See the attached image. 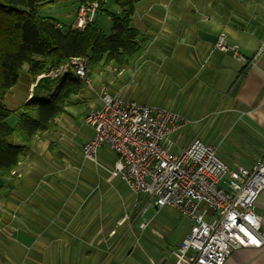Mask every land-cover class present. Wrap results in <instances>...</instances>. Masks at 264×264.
Wrapping results in <instances>:
<instances>
[{
    "label": "crops",
    "instance_id": "0c3cea01",
    "mask_svg": "<svg viewBox=\"0 0 264 264\" xmlns=\"http://www.w3.org/2000/svg\"><path fill=\"white\" fill-rule=\"evenodd\" d=\"M132 26L147 40L143 54L127 68L110 63L89 76L56 126L36 136L13 175L0 182V264H189L178 249L192 221L175 244L151 240L145 253L137 252L136 223L149 212L150 197L112 175L118 156L109 145L100 146L97 163L83 156V144L95 135L86 116L102 106L104 85L127 100L182 114L190 120L185 127L210 120V138L195 139L216 149L227 142L218 156L230 168L250 167L264 155V0H139ZM222 34L243 60L215 47ZM20 79L6 95L11 109L32 96L29 75L24 87ZM256 212L264 229V191ZM148 219L155 233L167 225ZM225 264H264V245L234 250Z\"/></svg>",
    "mask_w": 264,
    "mask_h": 264
},
{
    "label": "built area",
    "instance_id": "2783aa9c",
    "mask_svg": "<svg viewBox=\"0 0 264 264\" xmlns=\"http://www.w3.org/2000/svg\"><path fill=\"white\" fill-rule=\"evenodd\" d=\"M98 8L97 1L81 3L72 27L84 29L93 23ZM215 47L232 51L238 60L245 58L237 46L227 44L223 34ZM260 51H264V41ZM71 65L62 66L59 73L69 66L76 76L90 82L84 59L75 58ZM100 99L102 106L86 116L95 135L83 145L85 158L97 163L98 149L109 145L118 156L112 175L131 192L147 194L157 210L172 207L192 221L178 249L189 264H225L234 250L264 245L262 218L256 212L257 199L264 191V155L250 167L230 168L216 147L199 139L176 153L172 137L190 123L185 116L127 100L111 93L108 86L101 88ZM147 208L140 207L139 214L145 215ZM129 218L126 214L120 223ZM150 222L143 217L140 227L145 229Z\"/></svg>",
    "mask_w": 264,
    "mask_h": 264
},
{
    "label": "trees",
    "instance_id": "16d2710c",
    "mask_svg": "<svg viewBox=\"0 0 264 264\" xmlns=\"http://www.w3.org/2000/svg\"><path fill=\"white\" fill-rule=\"evenodd\" d=\"M79 1L99 3L98 12L112 20L110 34L94 23L76 29L43 15V7L52 0H0V182L13 175L33 139L56 126L71 95L84 85L71 71L56 78L50 73L75 58L86 61L88 77L110 63L127 68L147 48V40L132 26L139 0H114L120 13L106 9L107 0ZM25 67L34 84L33 97L21 109H11L6 95ZM12 116L17 118L14 125L9 122Z\"/></svg>",
    "mask_w": 264,
    "mask_h": 264
},
{
    "label": "rangeland",
    "instance_id": "374dc122",
    "mask_svg": "<svg viewBox=\"0 0 264 264\" xmlns=\"http://www.w3.org/2000/svg\"><path fill=\"white\" fill-rule=\"evenodd\" d=\"M53 2L45 5L42 9V14L45 16H51L54 19L58 20L63 26L68 27L72 24V22L76 21V17L74 18V14L78 10L80 6V1L79 0H52ZM117 5L115 4L114 0H108L106 3L105 8L117 13ZM94 25L102 30L106 34H110L112 31V20L108 15L103 14L102 12H97L96 13V18H95V23ZM71 65V64H69ZM72 66V65H71ZM69 71L72 72L71 67H66ZM66 71V72H67ZM60 71H54V73H50L49 77L56 78L62 76L64 71L59 73ZM59 73L58 75H56ZM26 74H27V67H25L21 73V79H20V84L19 87H24V84L26 83ZM86 83V81H85ZM107 86V85H104ZM34 87V85H33ZM33 87L31 88L32 91V96L30 97L29 101L32 100L33 97ZM109 87V86H108ZM57 91L55 90L54 93ZM9 93V92H8ZM28 101V102H29ZM27 103V102H26ZM21 109V108H18ZM16 117L13 116L9 118V122L11 124H15L16 122ZM87 122V121H86ZM210 127V120L208 121V124L201 125V122H193L192 124L188 125L183 129V136L181 135L179 140L177 141L176 136L173 138V141L175 142V147L173 149L174 152L178 153L183 150V148H187L189 144L191 143L192 140L195 138H201L205 141H207L210 138V135L212 134ZM208 129V131H207ZM205 130V131H204ZM227 142L223 144L217 143V153L220 155L221 151L224 150L225 147L229 149V145ZM231 150V149H230ZM83 156L85 158V155L83 153ZM86 159V158H85ZM88 160V159H86ZM90 161V160H88ZM93 162V161H92ZM90 163V162H89ZM92 164V163H91ZM84 165V164H83ZM82 165V166H83ZM93 165V164H92ZM14 173V172H13ZM113 173V171H112ZM134 193V192H133ZM135 194V193H134ZM151 206L149 207V212L146 214V217L150 216H155L158 217V219H161L162 221H165L167 225L160 229H158V233L156 232V228L150 224L149 228H145L142 230V228L139 227L140 221L136 223V228L138 229V241L137 239L135 240L136 242V248L137 252H143L145 253L150 245H151V240L152 242H161L163 246H168L170 244H175L181 237V234L184 230V227L182 225L184 224H189L188 218L183 216L181 213L178 212L177 209L172 208V207H164L160 210H157L153 204H150ZM187 220H186V219ZM170 221L172 224H170ZM188 221V222H187ZM179 225V226H175ZM137 238V236L135 237ZM172 250L176 248L175 246L171 247ZM177 251V250H175Z\"/></svg>",
    "mask_w": 264,
    "mask_h": 264
},
{
    "label": "snow or ice",
    "instance_id": "6c2138e0",
    "mask_svg": "<svg viewBox=\"0 0 264 264\" xmlns=\"http://www.w3.org/2000/svg\"><path fill=\"white\" fill-rule=\"evenodd\" d=\"M253 243H256V241H255V240H253Z\"/></svg>",
    "mask_w": 264,
    "mask_h": 264
}]
</instances>
